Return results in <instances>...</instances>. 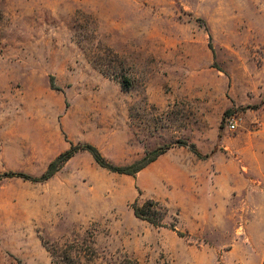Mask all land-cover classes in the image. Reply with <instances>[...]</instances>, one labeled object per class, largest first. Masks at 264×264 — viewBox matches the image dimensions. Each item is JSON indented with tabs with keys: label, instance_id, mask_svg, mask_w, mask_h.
<instances>
[{
	"label": "rangeland",
	"instance_id": "374dc122",
	"mask_svg": "<svg viewBox=\"0 0 264 264\" xmlns=\"http://www.w3.org/2000/svg\"><path fill=\"white\" fill-rule=\"evenodd\" d=\"M0 11V264H264V0Z\"/></svg>",
	"mask_w": 264,
	"mask_h": 264
},
{
	"label": "trees",
	"instance_id": "16d2710c",
	"mask_svg": "<svg viewBox=\"0 0 264 264\" xmlns=\"http://www.w3.org/2000/svg\"><path fill=\"white\" fill-rule=\"evenodd\" d=\"M0 15H2L1 11H0ZM80 150L87 151L88 153H90L94 161L96 162V164H98L102 168H106L112 172H116L119 174H133V173L139 172L146 165L153 162L159 155L165 152L166 148H162L158 151L151 153V157L148 160L144 159L141 162H137L136 164H133L132 166L115 167V166L108 165L106 161L104 160V158H102V156L97 152V150L91 146L74 147L64 152L58 158L52 161L48 165L46 172L42 175V177L39 180L46 181L50 179L62 167V165L65 162H67L71 157L74 156V154H76ZM16 176L20 177L21 175H16ZM23 178L25 179L26 177H23ZM132 209L136 217L141 218L142 220H145L152 225L158 226L159 224H161V217L157 215V212H156V209L158 210L161 209V205L159 202L154 201V200H147L143 206L139 207L135 204L132 207ZM124 263L134 264L130 260H125Z\"/></svg>",
	"mask_w": 264,
	"mask_h": 264
},
{
	"label": "built area",
	"instance_id": "2783aa9c",
	"mask_svg": "<svg viewBox=\"0 0 264 264\" xmlns=\"http://www.w3.org/2000/svg\"><path fill=\"white\" fill-rule=\"evenodd\" d=\"M227 128H228V130L232 131V130L235 129V124H233V123H228Z\"/></svg>",
	"mask_w": 264,
	"mask_h": 264
}]
</instances>
